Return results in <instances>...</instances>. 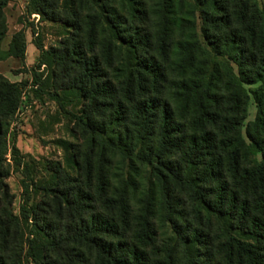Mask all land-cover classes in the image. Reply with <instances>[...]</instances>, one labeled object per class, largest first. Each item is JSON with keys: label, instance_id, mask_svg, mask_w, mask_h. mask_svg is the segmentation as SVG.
<instances>
[{"label": "trees", "instance_id": "obj_1", "mask_svg": "<svg viewBox=\"0 0 264 264\" xmlns=\"http://www.w3.org/2000/svg\"><path fill=\"white\" fill-rule=\"evenodd\" d=\"M7 1L0 0V42ZM64 1L74 34L62 50L38 42L39 65L60 63L65 78L74 74L82 139L66 143L74 153L66 166L54 164L44 185L13 144L25 167L26 204L21 215L0 205V264H264V136L246 146L262 155L250 166L242 165L241 139L218 142L222 108L195 63L202 47L185 32L182 0ZM235 1V18L248 15L243 0H194L209 40L234 50L264 80V10L239 20V30L229 12ZM59 4L31 0L32 10L53 20ZM25 47L19 32L8 53L23 57ZM21 98L19 85L0 75V180L6 126ZM259 103L257 126L264 124V91ZM32 186L41 200L29 206ZM212 219L222 230L216 241Z\"/></svg>", "mask_w": 264, "mask_h": 264}, {"label": "rangeland", "instance_id": "obj_2", "mask_svg": "<svg viewBox=\"0 0 264 264\" xmlns=\"http://www.w3.org/2000/svg\"><path fill=\"white\" fill-rule=\"evenodd\" d=\"M243 1L247 3L248 15L235 18L233 10L235 6H238L236 1L232 2L229 10L230 19L234 27H239V30L243 29V26L237 24L239 20L248 21L256 7L264 10V0ZM182 2V15L189 19L185 32L194 33L202 47V52L195 63L202 66L201 77L210 80L213 93L218 95L219 105L222 108L220 123H225V127L216 129L214 134L218 137V142L224 138L241 139L239 148L242 165L250 166L255 159H261L262 156L259 151L255 154L247 152L246 146L253 139L259 140L264 136V124L255 125L259 119V98L264 91V80L254 76L256 66L241 64L235 58L234 50H229L227 53L223 47L217 49L208 38L210 33L206 30V24L194 0H182ZM59 6V9L54 11L57 16L55 20L45 18L32 10L31 0H8L3 9L7 32L0 42V75L19 85L22 98L15 117L6 126V149L2 156L1 168L4 176L0 180L2 181L0 205H10L16 215H21V206L26 204L23 194L25 167L19 166L15 160L12 153L13 144L19 151L18 159L29 164V173L34 182L44 185L43 182L52 176L54 164L60 162L66 166L68 154L74 153L73 148L70 152L65 151L66 143L75 144L81 141L78 139H82L81 129L76 124L81 115L82 103L75 97V89L72 88L74 74L71 76L72 80L65 78L60 63L52 64V66L39 65L41 50L38 48V42L46 51L51 48L62 50L74 34L73 27L64 19L65 1L60 0ZM59 13H61L60 16H58ZM228 29V31L232 30L231 27ZM19 32L23 33L26 43L23 57L8 53L13 38ZM173 39H179L177 28L174 30ZM34 72L39 74L38 84H34ZM240 82L243 90L237 99V86ZM233 120L235 123L227 124ZM223 176L230 181V186L233 188L235 185L230 178V173L223 171ZM6 190L10 195L9 202L5 195ZM40 193L42 192L39 187L37 190L35 186L31 187L29 206L41 200ZM212 221L211 235L216 241L222 235V230L216 219ZM159 231L165 236L168 228L164 227Z\"/></svg>", "mask_w": 264, "mask_h": 264}]
</instances>
